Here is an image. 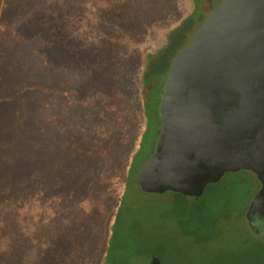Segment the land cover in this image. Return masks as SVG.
<instances>
[{
	"label": "rangeland",
	"instance_id": "374dc122",
	"mask_svg": "<svg viewBox=\"0 0 264 264\" xmlns=\"http://www.w3.org/2000/svg\"><path fill=\"white\" fill-rule=\"evenodd\" d=\"M224 1L198 0L169 31L158 28V23L150 25L136 53L143 59L149 51L143 92L146 121H139L138 114L130 121L99 118L100 106L110 104L98 97L75 102V109L65 112V116H71L65 122L66 133L77 137L86 134L96 145H111L119 139L115 151L102 160L82 162L76 156L70 160L75 176L38 165L43 148L60 154L51 136L58 139L63 133L39 135L42 139L37 144L35 129L27 127L36 122L14 115L19 103L0 105V212L7 224L17 212L29 233L39 235L26 244L31 251L27 264L32 263L38 245L47 247L50 227L66 232L75 228L83 248L82 264H98L102 258L104 264H149L152 257L160 264H264V243L250 230L247 219L250 203L261 188L251 172H226L218 182L206 185L194 201L168 191L149 194L137 183L162 130L160 107L173 63ZM89 10L90 3L85 15ZM79 80L80 75H75V84ZM139 99L133 94L129 101L138 105ZM24 103L27 106L29 101ZM29 116L35 120L34 115ZM13 130L19 131L17 138L21 141L7 149L2 143L7 137L12 139ZM138 132L133 177L126 185L123 161L130 139ZM4 134L7 136L1 139ZM21 144L38 146L41 151L25 152ZM121 195L112 217L111 209Z\"/></svg>",
	"mask_w": 264,
	"mask_h": 264
},
{
	"label": "trees",
	"instance_id": "16d2710c",
	"mask_svg": "<svg viewBox=\"0 0 264 264\" xmlns=\"http://www.w3.org/2000/svg\"><path fill=\"white\" fill-rule=\"evenodd\" d=\"M197 1L0 0V105L19 103L14 115L36 122L27 127L35 129L37 144L42 139L39 135L49 131L63 133L58 139L51 136L60 154L48 153L49 148H43L39 166L75 176V165L70 161L75 156L82 162L102 160L119 145L118 138L111 145H96L86 134L77 137L75 133H66L65 122L71 116L64 114L75 109V102L98 97L110 104L100 106L99 118L130 121L138 114L139 121H146L143 92L149 51L141 59L136 56L138 45L150 25L158 23V28L172 30ZM88 3L90 10L85 15ZM75 75L82 78L77 84ZM133 94L140 98V104L129 101ZM29 115H34L35 120ZM139 133L130 139L123 161L126 185L133 177V153ZM18 134L13 130L12 139H4V134L2 144L7 149L14 148L21 141ZM20 148L32 154L34 150L41 151L30 144H21ZM121 198L122 195L111 209L112 217ZM33 233L25 228L17 212L8 224L0 212V264H27L31 251H27L26 244L39 237ZM47 236V247L38 245L31 264H82L83 248L75 228L66 232L50 227ZM77 249L80 251L76 252ZM104 261L102 258L98 264Z\"/></svg>",
	"mask_w": 264,
	"mask_h": 264
},
{
	"label": "water",
	"instance_id": "95a60500",
	"mask_svg": "<svg viewBox=\"0 0 264 264\" xmlns=\"http://www.w3.org/2000/svg\"><path fill=\"white\" fill-rule=\"evenodd\" d=\"M160 119L140 188L194 201L226 172L245 169L261 184L247 219L263 240L264 0H225L206 20L173 63Z\"/></svg>",
	"mask_w": 264,
	"mask_h": 264
},
{
	"label": "flooded vegetation",
	"instance_id": "af4514ba",
	"mask_svg": "<svg viewBox=\"0 0 264 264\" xmlns=\"http://www.w3.org/2000/svg\"><path fill=\"white\" fill-rule=\"evenodd\" d=\"M264 240V239H263Z\"/></svg>",
	"mask_w": 264,
	"mask_h": 264
}]
</instances>
